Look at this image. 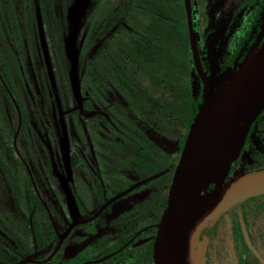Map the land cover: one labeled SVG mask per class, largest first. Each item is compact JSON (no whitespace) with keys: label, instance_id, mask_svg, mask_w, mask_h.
<instances>
[{"label":"flooded vegetation","instance_id":"1","mask_svg":"<svg viewBox=\"0 0 264 264\" xmlns=\"http://www.w3.org/2000/svg\"><path fill=\"white\" fill-rule=\"evenodd\" d=\"M69 1L0 0V264H154L205 85L264 41V0H187L191 32L185 0H89L76 91ZM263 167L264 106L226 175ZM197 240L204 264H264V193Z\"/></svg>","mask_w":264,"mask_h":264},{"label":"water","instance_id":"2","mask_svg":"<svg viewBox=\"0 0 264 264\" xmlns=\"http://www.w3.org/2000/svg\"><path fill=\"white\" fill-rule=\"evenodd\" d=\"M89 0H71L64 50L77 88L75 38ZM186 19L191 32L185 0ZM219 81L209 80L187 131L156 233L154 264H204L199 229L221 210L264 193V167L225 179L245 131L264 106V41ZM213 186L201 194L208 184Z\"/></svg>","mask_w":264,"mask_h":264},{"label":"rangeland","instance_id":"3","mask_svg":"<svg viewBox=\"0 0 264 264\" xmlns=\"http://www.w3.org/2000/svg\"><path fill=\"white\" fill-rule=\"evenodd\" d=\"M231 68H233V67H231ZM231 68H229L228 70H231ZM228 70H227V71H228ZM227 71H224V72L226 73ZM224 72H223V73H224ZM224 78H225V76H224ZM217 81H219V79H217ZM226 174H227V173H226ZM232 176H233V175H231L230 177H232ZM225 177H226V179L230 178L229 175H228V176L226 175ZM204 193H205L204 190L201 191V194H204ZM200 244H201V243H200ZM202 248H203V247H202Z\"/></svg>","mask_w":264,"mask_h":264},{"label":"trees","instance_id":"4","mask_svg":"<svg viewBox=\"0 0 264 264\" xmlns=\"http://www.w3.org/2000/svg\"><path fill=\"white\" fill-rule=\"evenodd\" d=\"M71 3V0L69 1V3H67V5H66V8L68 7V5ZM63 7H64V5H63Z\"/></svg>","mask_w":264,"mask_h":264}]
</instances>
